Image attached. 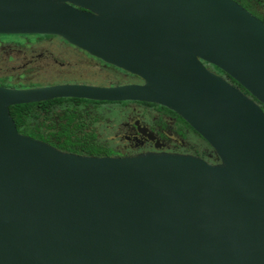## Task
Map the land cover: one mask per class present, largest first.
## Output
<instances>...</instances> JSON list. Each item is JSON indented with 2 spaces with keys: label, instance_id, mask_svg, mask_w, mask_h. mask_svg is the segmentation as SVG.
<instances>
[{
  "label": "water",
  "instance_id": "obj_1",
  "mask_svg": "<svg viewBox=\"0 0 264 264\" xmlns=\"http://www.w3.org/2000/svg\"><path fill=\"white\" fill-rule=\"evenodd\" d=\"M0 34L57 35L142 81L0 85V264H264V23L234 0H0ZM54 98L164 106L217 160L16 130L9 106Z\"/></svg>",
  "mask_w": 264,
  "mask_h": 264
},
{
  "label": "rangeland",
  "instance_id": "obj_2",
  "mask_svg": "<svg viewBox=\"0 0 264 264\" xmlns=\"http://www.w3.org/2000/svg\"><path fill=\"white\" fill-rule=\"evenodd\" d=\"M46 36L49 35L30 36V41L39 37L42 39L25 44V36L0 34V85L17 88L40 86L63 79H81V74L87 81L107 82L108 79L103 75L104 73H99L101 71L97 69L98 72L84 58L77 57L78 53L72 47L58 43L55 37L43 40ZM10 40L16 42H9ZM51 55L56 57L57 62L53 63L50 60ZM80 67L84 70L83 73L80 72ZM211 70L216 69L211 67ZM95 73L97 75H94ZM50 101L53 103L50 106L59 102L55 99ZM70 101L67 99L61 103ZM128 102L131 101L116 103L80 101L75 105L71 103L56 105L50 109L46 118H42L39 112L38 118L33 122L36 125L34 131L43 136H48L50 140L55 142L69 140L78 142L80 145H100L116 150L121 145L126 144L122 136L125 133V129L121 126L123 121L128 122L134 117L142 120L141 116L135 115L137 110L141 108L130 104L119 106ZM145 105L151 109L167 111L152 103ZM68 112L74 114L73 118L66 127L62 128L59 125L66 121L63 114ZM190 139L191 141L194 140L191 137ZM213 154L212 151L211 157L207 156V158H213L215 155Z\"/></svg>",
  "mask_w": 264,
  "mask_h": 264
},
{
  "label": "flooded vegetation",
  "instance_id": "obj_3",
  "mask_svg": "<svg viewBox=\"0 0 264 264\" xmlns=\"http://www.w3.org/2000/svg\"><path fill=\"white\" fill-rule=\"evenodd\" d=\"M234 1L238 3L240 6H242L249 13H251L253 16L258 18L262 23H264V0H234ZM6 35L25 36L24 37L25 44L26 42L30 44V43H33L35 41H39L42 39V37H39L36 40L30 41L29 40L30 36L38 37L39 35H49V36H46V38H44L43 40L49 37H55L58 43H62V45H65L66 47H72L74 51L78 53L77 57L84 58L88 64L93 65V67L96 68V70L98 69L99 71H101L99 72L97 70L99 73H102V74L104 73L103 75H105L106 79H108L106 83H101V82L91 81V80L87 81L85 78L82 77V74H81L80 75L81 79H77V80L63 79V80L45 84V85L58 84V83H75V84H83V85L110 87V86L131 85V84H141L142 83L141 79H139L136 75L126 72L124 70H121L120 68H117L109 63H106L100 60L97 57H94L88 54L84 50L66 42L64 39H62L61 37L57 35H51V34H6ZM9 42H16V41L10 40ZM50 60L53 63L57 62L56 57L52 55L50 56ZM202 64L210 69L211 67H214L204 61H202ZM215 69L216 70L214 71L220 74L228 83L239 87L237 83L233 81L230 77H228L225 73H223L222 71H219L217 68ZM83 71L84 70L81 69L80 67V72L83 73ZM94 75H97V73H95ZM45 85H40V86H45ZM32 87H36V86H32ZM14 88H17V87H14ZM24 88H27V87H24ZM75 99H78L80 101L89 100V101H95V102L106 101V100H93V99H85V98H75ZM80 101H71V103L78 104L77 102H80ZM125 101H131V102H128L126 104L119 105V106L121 107V106L130 104L138 108H141L137 110L135 115L141 116L142 120L139 119L138 117H134L128 122H125L126 120L123 121L121 126H123V128L125 129V133L122 136L125 139L126 144L121 145V147L117 148L116 150H113L110 148L112 153L114 152L113 154L111 153L112 155H130V154H134L138 152H145V151H165V152H173V153H181V154H191V155L198 156L209 162H215L217 160L214 154H213L214 155L213 158H210V159L207 158V156L211 157V152H212L211 147L207 144V142L203 140L195 131H193L176 113L167 109L166 107L152 103L157 106H161V108H164L165 110H167V111H159V109H151L149 106L145 105L146 103H150V102H143V101H136V100L106 101V102L116 103V102H125ZM137 103H141V104H137ZM61 104H65V103H61ZM53 106H51L50 109ZM49 111L50 110H48V113ZM63 115H65V117L67 116V117L73 118L74 114L72 112H68ZM65 122L64 124H66ZM35 127L36 125H34V128ZM34 132L38 134V132L36 131ZM189 136L193 138L194 140L191 141ZM41 137H40L41 138L40 140H43V141H44V138H46L45 140L49 139L48 136L41 135ZM33 138L39 139V137L37 136ZM51 141L55 142L54 140H51Z\"/></svg>",
  "mask_w": 264,
  "mask_h": 264
},
{
  "label": "trees",
  "instance_id": "obj_4",
  "mask_svg": "<svg viewBox=\"0 0 264 264\" xmlns=\"http://www.w3.org/2000/svg\"><path fill=\"white\" fill-rule=\"evenodd\" d=\"M240 89L244 91L241 87ZM54 99L59 101L57 104H55V106L61 105V102H64L67 99L71 101H80L75 98H54ZM50 100L33 102V103H25V104H16V105L9 106L8 107L9 114L14 121L16 130L20 133H24L32 137L37 136L39 137V139H41L42 138L41 135L39 133L36 134L33 131L34 129L33 122L34 120L38 118L39 112L42 118L47 117L48 110H50V107H51L50 105L53 104L51 103ZM71 101L68 103H71ZM82 101H89V100H82ZM71 104L75 105L74 103H71ZM65 118H66V122H65L66 124L62 123L59 125L62 128L66 126L68 122L71 121L72 119L71 117H67V116ZM45 139L46 138H44V141H47V143L51 144L52 146L60 150H65V151H70V152H75V153H80V154H90V155H112L111 154L112 151L110 149L104 146H100V145H90V144L80 145V143L78 142H73L69 140H64V141L55 143L49 139L47 140Z\"/></svg>",
  "mask_w": 264,
  "mask_h": 264
}]
</instances>
